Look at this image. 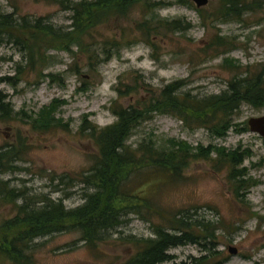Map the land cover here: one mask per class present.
I'll list each match as a JSON object with an SVG mask.
<instances>
[{
	"label": "rangeland",
	"instance_id": "obj_1",
	"mask_svg": "<svg viewBox=\"0 0 264 264\" xmlns=\"http://www.w3.org/2000/svg\"><path fill=\"white\" fill-rule=\"evenodd\" d=\"M59 1L0 0V10L44 17L56 26L68 28L71 12L63 8L65 2ZM157 1L162 2L156 8L159 16L184 19L191 23V28L166 35L151 32V44L136 29L145 11L142 3H137L126 17L110 18L91 32L89 43L96 47L112 39L126 44L112 49L110 58L94 69L76 46L69 52L57 43L39 42L38 50L54 58L47 67L39 64L29 68L18 47L0 44V92L13 105V117L0 119V147L19 153V168L1 175L11 186L32 195L61 198L66 207L80 205L83 194L92 191L80 178L97 154L92 140L79 130L84 117L100 127L114 122V104L142 106L148 102L151 94L144 83L159 89L164 84L183 81L182 90L208 96L225 90L237 76L261 70L264 0H247V10L227 19L219 12L218 0H208L201 6L191 0L188 4L180 0ZM217 37H222L221 43H215ZM225 58L232 59L233 64L226 63ZM18 65L24 67L20 75L16 73ZM47 74L55 75L54 80ZM5 77L16 79L7 82ZM117 87L133 92L121 96ZM54 98L65 101L55 116L66 126L45 132L33 129L26 122L27 116ZM262 114L264 107L242 104L232 119L236 126L224 137H213L205 128L190 129L173 115L154 113L138 125L127 142L134 146L145 137L159 142L173 138L195 148L213 144L227 150H244L242 165L247 169V177L255 181L245 197L234 196L226 177L227 167L219 169L211 160L214 154L210 159L192 158L179 176L160 177L156 183L148 182L142 187L153 203L124 217L120 226L107 231L93 245L83 241L76 230L36 238L31 264H121L140 248L134 238H154L157 227H169L170 218L188 213L193 219L218 225L217 248L228 255L222 264H264V139L249 128L241 130L248 127L250 117ZM142 184L143 181L139 185ZM229 246L236 247L237 253H229ZM167 252L172 258L157 264L190 263L191 257L204 253L200 246L191 243L169 248ZM0 264L11 263L0 256Z\"/></svg>",
	"mask_w": 264,
	"mask_h": 264
},
{
	"label": "trees",
	"instance_id": "obj_2",
	"mask_svg": "<svg viewBox=\"0 0 264 264\" xmlns=\"http://www.w3.org/2000/svg\"><path fill=\"white\" fill-rule=\"evenodd\" d=\"M218 1L219 12L225 19L241 15L247 10L244 9L247 8V0ZM59 2H65L63 8L71 12V25L68 28L56 26L44 17H30L0 10V44L10 43L18 47L25 54L23 56H26L24 59L29 68H35L39 64L47 67L51 64L54 56L38 50L39 42L51 41L69 52H72V46H76L87 56L90 68L94 69L100 62L110 58L112 49H119L126 44L120 45L112 39L103 41L96 47L89 43L91 32L110 18L126 17L137 3H142L145 11L136 29L151 44V32L153 35H166L186 31L192 26L184 19L159 16L156 8L162 2L157 0ZM180 2L188 4V0ZM221 42L222 37H217L215 43ZM224 52L225 50L222 53ZM224 61L228 64L234 62L230 58H225ZM23 68L18 65L16 73L20 75ZM76 68L75 65L77 72ZM46 76L52 80L55 78L53 74ZM12 79L15 81L16 78L5 77L3 80L11 82ZM183 83L174 81L159 89H153L144 83L151 94L148 102L142 106L114 104L111 110L116 119L105 126H97L84 117L79 130L92 140L97 154L93 157L89 170L80 178L92 191L84 193L83 203L75 207H66L61 198L32 195L11 186L10 181L1 175L19 168L16 166L19 153L13 154L10 148L0 147V256L7 258L11 264H31V249L36 238L70 230L79 231L81 239L93 245L107 231L120 226L124 217L138 212L147 203H153L142 187L148 182L156 183L160 177L179 176L189 160L199 156L210 159L214 154L211 160L219 169L227 167L226 177L234 196L245 197L248 188L255 181L247 177V169L242 165L246 156L244 150H227L213 144L195 148L184 140L173 138L159 142L152 137H145L134 146L127 142L138 125L154 113L173 115L190 129L205 128L213 137H224L236 126L232 119L242 104L255 108L264 107V63L258 73L233 78L227 88L217 94L198 96L182 90ZM116 90L121 96L133 92L130 89L124 92L120 87ZM5 98L6 95L0 92V119L9 120L13 117V105ZM64 102V99L54 98L33 115H26V122L33 129L44 132L66 126L55 116ZM241 130H248V127ZM142 181L143 184L139 185ZM169 223V227H157L154 238H134L140 248L121 264H157L172 258L167 252L169 248L187 243L197 244L204 253L197 258L191 257L190 263L180 264H222L227 260L228 255L217 248L216 231L219 227L213 221L193 219L188 213L170 218Z\"/></svg>",
	"mask_w": 264,
	"mask_h": 264
},
{
	"label": "water",
	"instance_id": "obj_3",
	"mask_svg": "<svg viewBox=\"0 0 264 264\" xmlns=\"http://www.w3.org/2000/svg\"><path fill=\"white\" fill-rule=\"evenodd\" d=\"M195 2L196 6H201L207 3L208 0H191ZM247 125L250 131L257 133L264 139V114L259 116H252L247 120ZM228 251L231 254L237 253V248L229 246Z\"/></svg>",
	"mask_w": 264,
	"mask_h": 264
}]
</instances>
